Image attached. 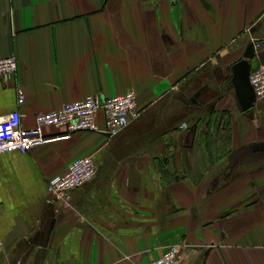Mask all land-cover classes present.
<instances>
[{
    "label": "crops",
    "instance_id": "0c3cea01",
    "mask_svg": "<svg viewBox=\"0 0 264 264\" xmlns=\"http://www.w3.org/2000/svg\"><path fill=\"white\" fill-rule=\"evenodd\" d=\"M8 55L0 114L25 128L90 94L134 91L141 117L0 154V264H145L174 244L178 264H264V100L247 108L246 84L264 0H0ZM84 155L96 176L64 208L48 182Z\"/></svg>",
    "mask_w": 264,
    "mask_h": 264
},
{
    "label": "built area",
    "instance_id": "2783aa9c",
    "mask_svg": "<svg viewBox=\"0 0 264 264\" xmlns=\"http://www.w3.org/2000/svg\"><path fill=\"white\" fill-rule=\"evenodd\" d=\"M259 48L260 44L255 43ZM18 68V60L14 55L0 58V77L7 79ZM250 84L257 99L264 100V63L251 72ZM20 101L23 92L19 90ZM103 114L105 127L103 132L115 136L123 131L131 122L140 119L141 109L137 94L127 91L111 97L90 94L85 98L64 104L58 109L40 113L35 118V126H22V114L14 110L8 114H0V154L10 151L28 152L55 138L45 133V128L65 129L67 134L77 131H102L97 116ZM96 176V163L92 155H84L72 161L68 171L54 177L48 182V192L54 200L64 208H70L71 192ZM180 245L174 244L164 250L156 259L145 264H178Z\"/></svg>",
    "mask_w": 264,
    "mask_h": 264
},
{
    "label": "water",
    "instance_id": "95a60500",
    "mask_svg": "<svg viewBox=\"0 0 264 264\" xmlns=\"http://www.w3.org/2000/svg\"><path fill=\"white\" fill-rule=\"evenodd\" d=\"M252 49H254V44H252ZM250 71V70H249ZM249 71H247L248 72V74H247V76H246V84H247V87H248V89H249V91H248V93H249V95H250V93H251V97L249 96V98H251L250 99V101H249V103H248V107L247 108H249L250 106H251V102H252V98L253 99H256L257 97H256V94H255V91H254V89H253V87H252V85L250 84V80H249V77H250V75H249Z\"/></svg>",
    "mask_w": 264,
    "mask_h": 264
}]
</instances>
